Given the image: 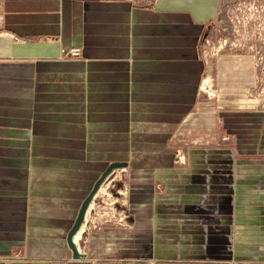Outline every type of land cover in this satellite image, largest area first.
<instances>
[{"label": "rangeland", "instance_id": "rangeland-1", "mask_svg": "<svg viewBox=\"0 0 264 264\" xmlns=\"http://www.w3.org/2000/svg\"><path fill=\"white\" fill-rule=\"evenodd\" d=\"M66 1L54 7L42 0H0V97L8 100L1 107L17 110L20 104L25 115L32 95L39 132L37 142L21 150L22 187L0 188V207L18 191L24 198L22 238L0 258L26 264H264V0H98L104 28L106 10L117 4L118 24L112 25L119 45L102 48L107 54L90 39L102 26L83 22V0ZM37 11L58 21L31 17ZM161 23L199 31L179 38L180 55L174 46L161 50L149 34ZM31 45L45 52L16 54ZM181 56L202 65L193 98L175 103L164 94L138 98L143 91H131L133 62ZM95 59L125 62V69L102 75L117 73L127 85L116 117L88 115L94 106L89 70L44 67L45 61ZM37 62L42 70L34 69ZM61 114L71 128L82 127L80 149L37 152L64 138L61 128L68 127L56 120ZM0 156L12 154L1 149ZM109 166L73 251L67 234ZM213 236L221 239L215 250L207 245Z\"/></svg>", "mask_w": 264, "mask_h": 264}, {"label": "crops", "instance_id": "crops-1", "mask_svg": "<svg viewBox=\"0 0 264 264\" xmlns=\"http://www.w3.org/2000/svg\"><path fill=\"white\" fill-rule=\"evenodd\" d=\"M42 1H49V3L53 2L55 5L54 7L60 6V3L62 5L66 6V0H42ZM83 10L81 12V18L84 23L94 21L95 28L101 27L100 36L93 31L92 36L90 37L91 41H93V44L100 45V50L102 48H118L119 42H118V32L114 31L115 26L118 24V10H117V4L112 3L110 6V11L106 10V13H109L108 16L105 18L107 20L106 22V28L103 27V19H104V12H103V6L100 4V1L98 0H83ZM116 4V5H115ZM113 6H116V8ZM114 9V10H112ZM42 11L34 12L31 17H38L39 19H42L44 21H47L52 23L53 21L57 20L56 18L52 19L53 13H48L46 15L41 14ZM101 17V18H100ZM103 17V18H102ZM65 19V18H64ZM65 21L63 19H60V22ZM58 21V20H57ZM16 24H24L23 21H16ZM99 22V23H97ZM97 24H100V26H97ZM114 24V25H112ZM114 29V30H113ZM104 30L105 33L107 32V39L105 42L104 38ZM103 31V32H102ZM199 26H192V27H185L183 24H166L161 23L152 26L151 31H149V34L153 39H159L158 45L160 46L161 50L164 47L168 46H174L176 48V51L179 52L180 55H183L185 53L184 47H183V40H179V38H183V36H187L188 34L194 35L198 34ZM134 33V31H133ZM138 34H141V31L139 30ZM22 35V34H21ZM158 35H161V37H158ZM23 36V35H22ZM172 38H168V37ZM97 39H100L97 41ZM90 41V42H91ZM133 44L137 46L140 44L139 41H134ZM38 45H31L28 46V48L19 49L16 52V54L22 55L26 54L25 56L29 55H39L43 51L41 48L37 47ZM30 49V50H28ZM152 50V49H151ZM105 51L103 54H107L108 50H102ZM110 52V51H109ZM154 52V51H153ZM163 52V51H162ZM160 52V53H162ZM167 54V53H166ZM24 56V55H22ZM125 62H115V61H101L99 59H95L91 62L86 63H80V62H52V61H45L44 67L46 71L49 70H74V71H83V70H89L91 73V79H94V81L90 84L91 87L94 88L93 93H91L90 98L93 100L94 106L92 105V109L90 113L88 114L90 118H95V116H104L108 115L109 118H112L113 116L116 117L119 115V107L117 106L118 103H126L127 98V85H123L122 82H120L119 75L117 73H114L112 76L110 74H106V77L102 76L103 72L105 71H111L116 72L120 69H125ZM41 62H37L34 66V69L39 71L42 70L40 66ZM85 64V67H84ZM5 65L0 66V70L4 69ZM202 69L201 63L194 59H188V58H151L149 60L144 61H138L133 62L131 71L132 73V83L130 84V88L132 92H137V90L143 91L140 94L136 93L137 97L145 96V97H155L156 95H165L166 100H168V97H171L172 102H179V101H185L188 99H191L194 97L196 93V82L199 76V71ZM110 75V76H108ZM110 81V82H109ZM100 89V90H99ZM106 92V93H105ZM121 92V94H119ZM148 94H147V93ZM110 93V94H109ZM131 95V94H130ZM135 93L131 95V97H134ZM191 95V96H190ZM58 96V95H57ZM4 97V98H3ZM0 97V125H7L8 128H0V134H8L9 139H1L0 138V151L2 150H10L12 157L10 159H6L5 157L0 156V179L3 183L0 182V188L4 186V189L9 185H13L14 191H17L19 189L18 187H22L23 179L26 178L25 169L23 168V158L20 155L21 150H23L24 146L28 144L30 147L33 142H37V137L35 136L38 130L37 127H35L36 118H38L37 110V102L35 98L31 97L29 98V106L27 112L25 115H21L20 112H18L21 107L19 104L18 109L12 108V107H5L4 109L1 106H5L8 100L6 99V96ZM170 100V98H169ZM17 103L19 101L17 100ZM104 104V105H103ZM124 108V107H123ZM122 108V111H123ZM98 112V113H96ZM87 115V116H88ZM88 116V117H89ZM66 116L65 114H61L59 117H56V120L59 122L60 125H65L68 128H61V136L64 137L62 139H58L57 141H54L52 147L48 148H39L37 149L39 151H52V150H72L77 151L80 149L79 146H77L78 142L77 139L79 136H81V126H74L71 123H65L64 121ZM78 117H75L73 119H77ZM92 124V123H91ZM26 125L29 128L26 130L18 129V126ZM108 126L112 128L115 126L113 123H109ZM36 128V129H35ZM90 128H93L90 125ZM96 135V134H95ZM35 136V137H34ZM101 143V142H100ZM67 145V146H62ZM31 149V148H29ZM36 149V148H35ZM21 157H20V156ZM39 155V154H38ZM19 156V157H18ZM36 160V159H35ZM38 160V159H37ZM45 160H52V159H45ZM59 161H70V158H63L59 159ZM51 164H55L51 161ZM31 165L28 163V168ZM192 177V176H191ZM192 178H200L198 175L193 176ZM214 178V177H213ZM218 178V177H216ZM220 180L223 179L221 176L218 178ZM217 180V179H215ZM196 186L195 188H197ZM240 190V189H239ZM1 193V190H0ZM6 193V192H5ZM18 194H14L13 197H5V205L4 207H0V233L3 232V235L0 236V257L5 253V251L11 249L13 245H16L22 238L21 231L23 230L22 226V214H23V194L22 192ZM158 198L162 197L157 195ZM164 201V200H163ZM167 201V200H166ZM80 209V207H79ZM79 212V210H78ZM217 237H210L208 240V248L214 249L218 248L217 243ZM14 240V241H13ZM218 241L221 242V239H218ZM67 242V237H66ZM220 244V243H219ZM68 245V243H67ZM206 245V247H207ZM26 262V261H25ZM30 264H34L37 261H28ZM27 262V263H28ZM0 264H26L22 263L21 261H5L4 259L0 258Z\"/></svg>", "mask_w": 264, "mask_h": 264}, {"label": "water", "instance_id": "water-1", "mask_svg": "<svg viewBox=\"0 0 264 264\" xmlns=\"http://www.w3.org/2000/svg\"><path fill=\"white\" fill-rule=\"evenodd\" d=\"M112 166H109L107 168V170L102 174L101 178L94 184L92 190L90 191V193L88 194V196L85 198V200L82 202L79 212L77 214V218L73 224V226L71 227V229L69 230L68 234H67V243L68 246L75 251V246L73 244V236L76 233V231L79 229L80 223L83 220L85 211L87 209L88 203L90 201V198L92 196V194L94 193V191L96 190L98 184L100 183V181L104 178V176L106 175V172L110 170Z\"/></svg>", "mask_w": 264, "mask_h": 264}, {"label": "bare ground", "instance_id": "bare-ground-1", "mask_svg": "<svg viewBox=\"0 0 264 264\" xmlns=\"http://www.w3.org/2000/svg\"><path fill=\"white\" fill-rule=\"evenodd\" d=\"M206 81V80H205ZM205 81H204V83H203V85H205ZM210 85L208 84V83H206V87H209ZM210 89V88H209ZM91 207V206H90ZM90 207H88L87 208V210H86V213H88V211H89V209H90ZM82 227L77 231V233L74 235V237H73V241L75 242V241H77L78 239H79V237L81 236V234H82ZM73 242V243H74ZM77 242H79V241H77ZM76 243V242H75Z\"/></svg>", "mask_w": 264, "mask_h": 264}]
</instances>
